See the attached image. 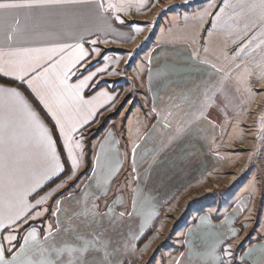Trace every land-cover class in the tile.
<instances>
[{
    "label": "crops",
    "instance_id": "obj_1",
    "mask_svg": "<svg viewBox=\"0 0 264 264\" xmlns=\"http://www.w3.org/2000/svg\"><path fill=\"white\" fill-rule=\"evenodd\" d=\"M107 2L104 0L105 4ZM161 2L146 0L145 7H138L133 0L130 10L119 13L103 11L95 0L34 10L0 11V49L7 52L10 48L83 44L88 56L73 69L75 75L71 76L70 83H78L91 72L107 68L82 91L85 100L96 97L93 101L96 112L78 133V137H83V155L79 157L82 166L74 178L67 181H74V187L58 198L52 197L51 191L69 175L60 179L65 174V165L61 175L42 182L29 193L30 204L34 205L41 198H45V202L15 224L0 228V244L7 259L20 253L24 238L35 229L37 242L30 241L27 256L20 257L17 264L28 258L55 259L50 245L63 246L74 233L82 234L101 249L88 257L89 264H147L155 251L148 264H231L234 254L227 253L237 245L242 264H264V204L258 215L257 192L248 183L240 185L230 199H222L218 205L210 201L208 210L193 217L187 226L176 228L168 238L170 245H162L166 237L154 232L146 237L159 225L163 209L184 187L201 179V171L189 159H210L209 145L217 141L213 123L204 113L209 110L211 93L206 90L197 93L188 86H172L173 78L178 83H187L186 80L194 77L191 43H180L183 48L178 52L161 48L157 54L156 41L148 48L139 38L142 35L140 22L149 23L148 19L154 18ZM117 16L120 19H116ZM17 19L18 25L15 24ZM9 35L13 37L10 41ZM159 59L164 60L159 63ZM0 77L16 82L17 85L0 83V86L20 91L53 128V121L45 115L43 106L26 84L2 73ZM132 83L142 90L138 106L112 121L97 137L88 138L87 133L98 124L101 116L113 113L129 95ZM101 92L115 99L107 101ZM102 103L104 107H100ZM87 112L85 106L80 118ZM53 131L64 162L66 152L62 148V138L55 134L56 129ZM173 144L177 150L164 153L165 148ZM179 144H183V149ZM89 150L91 167L88 174H83ZM157 157L172 161H163L167 163L165 166L160 163L148 167L147 160ZM174 159L177 161L173 162ZM59 179L45 191L49 184ZM64 187L67 188V184ZM63 190L66 189L59 193ZM38 212L42 214L36 215ZM121 212L125 215L120 216ZM49 231L52 236L48 235ZM9 235L15 236L11 243L6 239ZM104 252L108 253L106 260Z\"/></svg>",
    "mask_w": 264,
    "mask_h": 264
},
{
    "label": "rangeland",
    "instance_id": "obj_2",
    "mask_svg": "<svg viewBox=\"0 0 264 264\" xmlns=\"http://www.w3.org/2000/svg\"><path fill=\"white\" fill-rule=\"evenodd\" d=\"M148 21L140 22L142 35L139 38L148 48L156 41L157 54L161 48L178 52L183 48L180 43H191L194 77L186 80L187 83H178L173 78L172 86H188L197 93L204 90L211 93L209 110L204 113L217 134V141L209 145L210 159H189L201 171V179L184 187L179 196L163 209L160 223L152 231L165 236L162 245L167 246L171 244L168 238L176 228L187 226L193 217L208 210L210 201L218 205L222 199H230L244 183L256 189L257 214L262 213L264 44L260 41H264V9L259 7V0H162L161 5H157L154 18L150 17ZM169 24H172L171 28L165 30ZM163 60L159 59V63ZM132 86L129 95L113 113L101 116L98 124L87 133L88 138L95 136L101 126L107 127L132 107L138 106L142 90L134 83ZM115 112L118 116L108 120ZM176 148L173 144L165 148L164 153L176 151ZM179 148L183 149V144H179ZM198 148L199 145L196 151ZM147 161L148 167L159 166L160 163L165 166L167 163L163 161L172 159L157 157ZM73 182H66L67 188L64 184L53 189L52 197L58 198L65 191L69 192L74 187ZM61 189L66 190L59 193Z\"/></svg>",
    "mask_w": 264,
    "mask_h": 264
},
{
    "label": "snow or ice",
    "instance_id": "obj_3",
    "mask_svg": "<svg viewBox=\"0 0 264 264\" xmlns=\"http://www.w3.org/2000/svg\"><path fill=\"white\" fill-rule=\"evenodd\" d=\"M75 2L80 0H0V11L7 13L13 10H34ZM95 2L105 12L111 10L119 13L130 10L133 0H108L107 4L104 0ZM135 2L138 7L146 6V0ZM259 7L264 9V0H259ZM116 19L120 17L117 16ZM15 24H19L18 19ZM7 39L12 40V35ZM92 43L95 44L96 41L93 40ZM260 44H264V41H260ZM87 56V50L80 43L47 48H10L7 52L0 49V73L26 84L35 94L45 115L53 121V128L57 130L55 134L62 138V148L66 152L62 162L57 150V140L53 138V128L48 126L41 112L16 88L0 86V228H8L44 203L45 198H41L34 205L30 204L27 197L42 182L61 175L65 171V163L68 164L70 173L58 188L73 179L82 166L79 157L83 155V137H78V133L96 112L93 106L96 97L85 100L82 91L99 72L107 71V68H99L78 83H70L71 76L75 75L73 69ZM5 57L10 59L6 60ZM100 95L107 101L115 99L107 92H101ZM85 106L88 112L80 118ZM100 107H104V104H100ZM40 214L42 213H36ZM124 215V212L120 213V216ZM49 227L51 229V225ZM48 235L52 236V232L49 231ZM233 235L236 233L233 232ZM6 239L11 243L15 236L9 235ZM37 240L38 235L33 229L24 238V247L20 253L11 260L5 257V249L0 244V264H17L20 257L27 256L30 241L35 243ZM50 249L55 254V259L28 258L22 264H89L88 257L93 252L101 251L95 243L79 233H74L72 238L65 240L63 246L53 244ZM227 255L232 254L229 251ZM107 256L108 253L104 252L105 260Z\"/></svg>",
    "mask_w": 264,
    "mask_h": 264
},
{
    "label": "trees",
    "instance_id": "obj_4",
    "mask_svg": "<svg viewBox=\"0 0 264 264\" xmlns=\"http://www.w3.org/2000/svg\"><path fill=\"white\" fill-rule=\"evenodd\" d=\"M0 83L7 84V85H17L16 82H13V81H10V80H7V79H4V78H1V77H0ZM35 103H36V106L39 108V110L42 111L40 105H39L36 101H35ZM117 116H118V113L115 112L113 115H110V116H109L108 120L114 119V118H116ZM107 123H108V122H107ZM105 127H106V126H101L100 129H99V131L97 132V134H96L95 136H93L91 139L97 137V136H98V135H99V134L105 129ZM64 160H65V158H64ZM65 165H66V171H65V174H63V175L61 176L60 179L65 178V177L69 174L70 169H69V167H68V164L65 163ZM90 167H91V160H90V150H89V153H88V163H87V168L85 169V171H84L83 174H88V172H89V170H90ZM60 179L57 180V181L52 182L51 184H49V186H47V188L45 189V191L48 190V189H50L51 187H53L58 181H60ZM55 198H56V197H55ZM151 233H152V230H150V231L148 232V234L146 235V237L148 238L149 235H150ZM146 237H145L144 239H146Z\"/></svg>",
    "mask_w": 264,
    "mask_h": 264
},
{
    "label": "built area",
    "instance_id": "obj_5",
    "mask_svg": "<svg viewBox=\"0 0 264 264\" xmlns=\"http://www.w3.org/2000/svg\"><path fill=\"white\" fill-rule=\"evenodd\" d=\"M130 80L133 81V78L131 76H129ZM238 248H239V245H237L236 247L232 248L231 249V253L234 254L233 256V260L231 262V264H242V261L241 259L239 258V256L237 255L238 253Z\"/></svg>",
    "mask_w": 264,
    "mask_h": 264
}]
</instances>
